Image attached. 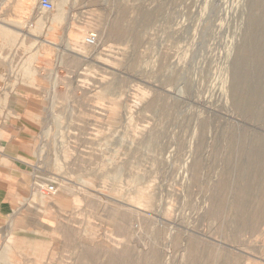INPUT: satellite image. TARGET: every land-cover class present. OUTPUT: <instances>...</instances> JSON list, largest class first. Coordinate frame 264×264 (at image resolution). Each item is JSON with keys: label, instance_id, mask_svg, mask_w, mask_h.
Instances as JSON below:
<instances>
[{"label": "rangeland", "instance_id": "obj_1", "mask_svg": "<svg viewBox=\"0 0 264 264\" xmlns=\"http://www.w3.org/2000/svg\"><path fill=\"white\" fill-rule=\"evenodd\" d=\"M18 1L55 30L0 27L44 109L0 264H264V0Z\"/></svg>", "mask_w": 264, "mask_h": 264}, {"label": "crops", "instance_id": "obj_2", "mask_svg": "<svg viewBox=\"0 0 264 264\" xmlns=\"http://www.w3.org/2000/svg\"><path fill=\"white\" fill-rule=\"evenodd\" d=\"M9 1L2 0L0 4L1 36L7 45L20 48L24 46V40L31 34L29 32L21 33L17 29L26 27L28 20L15 21V26L5 23L4 15L11 12L10 10L6 11L2 5ZM16 7L31 11V9L21 6L18 0H16ZM39 11V9H34L35 17L39 21L28 26L33 27L34 31L43 26L55 30V27L50 24L51 22L40 20ZM28 12L27 14L30 15ZM10 21L13 20L10 19ZM19 38L20 42L16 45ZM47 43L41 42L39 47L43 51L54 52L55 41L53 38ZM65 44L64 42L63 45ZM15 51L17 52V50ZM67 51V53L71 52ZM72 53L79 55L80 51ZM80 54L82 55V53ZM14 61L13 56L10 58L0 54V239L6 236L7 227L15 228L16 215L21 206L36 201L35 197L38 195L36 187L38 168L35 149L36 126L43 120L41 114L44 109L39 105L36 93L32 89L23 88L20 84L11 81L12 78L20 76L16 71L11 70V64ZM25 71H32V67L25 66ZM42 196L46 197L47 195L42 194Z\"/></svg>", "mask_w": 264, "mask_h": 264}, {"label": "built area", "instance_id": "obj_3", "mask_svg": "<svg viewBox=\"0 0 264 264\" xmlns=\"http://www.w3.org/2000/svg\"><path fill=\"white\" fill-rule=\"evenodd\" d=\"M41 9L44 11H53L54 5L52 0H41L40 1ZM88 46L95 45L96 43V35L90 34L85 42ZM57 192L56 187L54 185H48L43 190L40 191V194H46V195H54Z\"/></svg>", "mask_w": 264, "mask_h": 264}, {"label": "bare ground", "instance_id": "obj_4", "mask_svg": "<svg viewBox=\"0 0 264 264\" xmlns=\"http://www.w3.org/2000/svg\"><path fill=\"white\" fill-rule=\"evenodd\" d=\"M35 2H36V0H34ZM39 2V6H40V0L38 1ZM40 8H41V6H40ZM34 9V8H33ZM55 10V9H54ZM59 11V10H58ZM57 12V11H56ZM67 25V24H66ZM145 200H148V197L147 196H144V200L143 201H145ZM150 201V200H149ZM142 212V211H141Z\"/></svg>", "mask_w": 264, "mask_h": 264}]
</instances>
